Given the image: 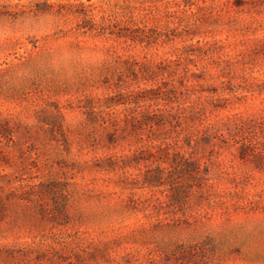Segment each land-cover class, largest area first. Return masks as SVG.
<instances>
[{"label": "rangeland", "instance_id": "374dc122", "mask_svg": "<svg viewBox=\"0 0 264 264\" xmlns=\"http://www.w3.org/2000/svg\"><path fill=\"white\" fill-rule=\"evenodd\" d=\"M0 264H264V0H0Z\"/></svg>", "mask_w": 264, "mask_h": 264}]
</instances>
